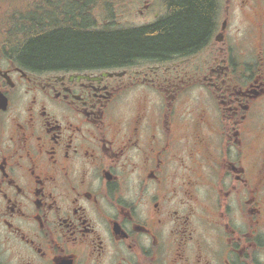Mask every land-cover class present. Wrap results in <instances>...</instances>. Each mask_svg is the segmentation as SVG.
Wrapping results in <instances>:
<instances>
[{
  "label": "flooded vegetation",
  "instance_id": "flooded-vegetation-1",
  "mask_svg": "<svg viewBox=\"0 0 264 264\" xmlns=\"http://www.w3.org/2000/svg\"><path fill=\"white\" fill-rule=\"evenodd\" d=\"M215 1L185 54L36 69L19 30L50 7L87 32L172 7L0 0V264H264V0Z\"/></svg>",
  "mask_w": 264,
  "mask_h": 264
},
{
  "label": "trees",
  "instance_id": "trees-1",
  "mask_svg": "<svg viewBox=\"0 0 264 264\" xmlns=\"http://www.w3.org/2000/svg\"><path fill=\"white\" fill-rule=\"evenodd\" d=\"M171 15L164 22L134 30H78L75 20L60 18L50 7L51 27L19 30L26 39L17 44L22 61L36 69L110 68L139 58L185 54L200 46L213 27L215 0H168ZM57 6L75 5V0H56ZM75 15V10L72 11ZM73 23H70V21Z\"/></svg>",
  "mask_w": 264,
  "mask_h": 264
}]
</instances>
